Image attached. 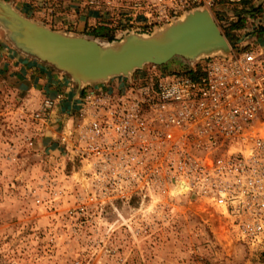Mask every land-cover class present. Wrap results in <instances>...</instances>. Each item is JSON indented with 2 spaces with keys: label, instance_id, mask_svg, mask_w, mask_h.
<instances>
[{
  "label": "built area",
  "instance_id": "1",
  "mask_svg": "<svg viewBox=\"0 0 264 264\" xmlns=\"http://www.w3.org/2000/svg\"><path fill=\"white\" fill-rule=\"evenodd\" d=\"M28 2L48 15H59L54 6L64 2L93 11L115 36L149 31L194 7H205L216 24H226L245 17L249 8L264 6V0ZM82 90L74 110L60 119L56 143L60 149L71 145L78 161L88 164L96 190L111 188L120 198L142 192L185 197L225 216L249 243L264 240L261 51L231 47L228 56L200 58L181 69L153 73L148 80L127 77L119 85L99 82ZM58 98L43 97L44 118ZM177 180L185 182L186 191L169 195Z\"/></svg>",
  "mask_w": 264,
  "mask_h": 264
},
{
  "label": "rangeland",
  "instance_id": "2",
  "mask_svg": "<svg viewBox=\"0 0 264 264\" xmlns=\"http://www.w3.org/2000/svg\"><path fill=\"white\" fill-rule=\"evenodd\" d=\"M3 1L56 30L39 7H26L28 0ZM249 9L239 29H229L236 20L216 25L234 50L264 54V6ZM11 43L0 25V47L12 50L0 49V264H264V240L249 243L225 216L200 202L96 190L88 164L78 161L72 146L55 145L63 123L56 108L43 117L46 92L21 79L30 69L21 57H35ZM194 61L173 57L129 77L148 80Z\"/></svg>",
  "mask_w": 264,
  "mask_h": 264
},
{
  "label": "water",
  "instance_id": "3",
  "mask_svg": "<svg viewBox=\"0 0 264 264\" xmlns=\"http://www.w3.org/2000/svg\"><path fill=\"white\" fill-rule=\"evenodd\" d=\"M8 6L10 11H5L6 16L4 17L8 18L13 15L15 18H13V24L7 22L5 26L10 31L9 38L14 46L67 74L77 86L82 81L81 87L105 82L118 76L127 78L133 71L140 69L145 64L161 65L173 57L198 60L200 58L193 59L191 56L203 47L224 45L225 53L201 58L230 54L229 42L206 11L191 13L185 23L174 27L169 32V39L165 43L137 40L128 36L130 32L148 34L154 27L161 25L154 26L149 31L127 30L111 41L100 42L86 36L51 30L21 16L10 5ZM197 8L201 7L185 11ZM0 18H2L1 14ZM27 29L32 30L31 40L23 38L25 35H29ZM35 29L37 30L35 31ZM38 30H42L43 36L38 34ZM125 37L128 38L122 45L118 44ZM104 43L109 44V47H105ZM21 44L25 47L24 49ZM74 70H78L82 74L81 78L74 74Z\"/></svg>",
  "mask_w": 264,
  "mask_h": 264
},
{
  "label": "crops",
  "instance_id": "4",
  "mask_svg": "<svg viewBox=\"0 0 264 264\" xmlns=\"http://www.w3.org/2000/svg\"><path fill=\"white\" fill-rule=\"evenodd\" d=\"M26 7L32 8V5L29 3ZM54 8L59 15H48L42 10L39 13L42 17H44L45 21L48 22V26L55 28L57 31L89 37L90 32L94 28H97L98 26L106 27L105 24L95 20V12L82 11V9L77 8L72 3L64 2L63 4H56ZM110 30L113 32L112 29ZM115 35L116 34L113 33L114 39L118 37ZM0 49L8 51L9 53L12 51L9 50L11 48H7V45L0 47ZM21 59L27 66L30 67L29 71H25V76L21 79H24L25 83H28L29 85L33 83L37 84V86L39 85V88H43L41 90L46 92L47 97L56 98V96H59L55 107L57 109V118L61 119L62 117L64 119L67 112L74 110L78 102V97L83 91V87L87 85L83 87L77 86L72 80H70L68 75L54 68L50 69L49 64H46L37 58L22 56ZM122 82H124V77H113L102 83L119 85ZM55 145L57 146V143Z\"/></svg>",
  "mask_w": 264,
  "mask_h": 264
},
{
  "label": "bare ground",
  "instance_id": "5",
  "mask_svg": "<svg viewBox=\"0 0 264 264\" xmlns=\"http://www.w3.org/2000/svg\"><path fill=\"white\" fill-rule=\"evenodd\" d=\"M8 5L9 4L6 2L0 1V14L2 16V18H0V25L2 26V29L6 32V34L8 36H10L11 35L10 31L6 28L5 25L7 22H9L10 24L11 23L13 24L14 23L13 18H15V17L13 15L11 17L8 16V18L4 17V16H6L5 11L6 12H8V10L10 11V9L8 8L9 7ZM198 11H201V12L206 11L207 13H209L205 7L197 8V9L190 10V11H185V12L181 13L180 15H178L177 17L172 18L170 22H168L164 25H161L159 27H154L152 29V31L148 34H135L133 32H130L128 36L133 37L137 40H152V41L159 42V43H165L169 39V32L174 27L185 23L188 20L191 13L198 12ZM36 30L37 29H35V31ZM26 31L29 32V35H25L23 38L24 39L29 38L28 40H31L30 35H31L32 30L27 29ZM38 34L40 36H43L42 30H38ZM126 38H128V37H125L124 39H122L118 44L122 45V43L126 40ZM104 46L109 47V44L107 45L104 43ZM22 48L24 49L25 47L23 46ZM224 50H225L224 45L203 47L197 53H195L193 56H191V58L196 59V58H201V57L209 56V55H213V54H220V53L224 54L225 53ZM74 74L78 78H81V76H82V74L78 70H74ZM82 84L83 83L81 81L79 83V87H81ZM186 189H187V185L183 182V180H177L174 189L171 191V194H182L186 191Z\"/></svg>",
  "mask_w": 264,
  "mask_h": 264
},
{
  "label": "trees",
  "instance_id": "6",
  "mask_svg": "<svg viewBox=\"0 0 264 264\" xmlns=\"http://www.w3.org/2000/svg\"><path fill=\"white\" fill-rule=\"evenodd\" d=\"M242 24H243V18H238L235 22H232L229 25V29H239L242 27ZM89 37H93V38L97 37L100 39H104L107 42L114 39L110 28L102 27V26H98L97 28H94L90 32ZM49 66H51V65H49ZM51 67H53V66H51Z\"/></svg>",
  "mask_w": 264,
  "mask_h": 264
}]
</instances>
